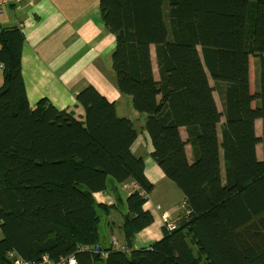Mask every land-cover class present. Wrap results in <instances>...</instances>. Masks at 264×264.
I'll use <instances>...</instances> for the list:
<instances>
[{"label":"trees","instance_id":"obj_1","mask_svg":"<svg viewBox=\"0 0 264 264\" xmlns=\"http://www.w3.org/2000/svg\"><path fill=\"white\" fill-rule=\"evenodd\" d=\"M243 1L241 10L238 0H99L116 88L182 195L174 228L161 224L160 238L137 248L134 235L153 222L143 208L153 184L131 151L135 120L93 85L76 94L80 118L46 96L30 104L23 32L0 25V264H12L8 251L57 264L69 255L76 264H264V0ZM108 179L135 185L115 228L127 252L99 244L96 209L107 206L93 194ZM94 244L104 258L80 248Z\"/></svg>","mask_w":264,"mask_h":264},{"label":"crops","instance_id":"obj_2","mask_svg":"<svg viewBox=\"0 0 264 264\" xmlns=\"http://www.w3.org/2000/svg\"><path fill=\"white\" fill-rule=\"evenodd\" d=\"M98 3L99 0H23L20 11L13 6L5 7L0 17L1 26H19L23 32L20 71L30 104L46 96L55 106L67 108L80 118L84 111L76 102V94L83 86L91 84L105 97L116 101L120 94L110 59L115 40L102 22ZM150 54L154 57L152 45ZM248 62L249 90L253 92L254 59L249 56ZM254 125L256 132L260 133L261 120L256 119ZM139 131L138 134L146 139V146L139 147L137 135L131 151L143 157L144 174L153 184V192L143 205V208L148 205L153 222L134 235V248L148 246L160 238L159 211L169 205V218L173 219L182 209V195L175 185L169 182V194L160 190L167 178L149 155L152 146L146 132ZM256 152L258 157L262 156L260 143ZM129 184V181L119 184L108 179L106 188L93 194L98 203L108 207L104 213L109 217L111 230H116L122 223ZM157 204L161 207L159 211ZM111 216L120 222L114 223ZM110 235L108 231L107 235L103 232L99 237L102 247L109 246Z\"/></svg>","mask_w":264,"mask_h":264},{"label":"rangeland","instance_id":"obj_3","mask_svg":"<svg viewBox=\"0 0 264 264\" xmlns=\"http://www.w3.org/2000/svg\"><path fill=\"white\" fill-rule=\"evenodd\" d=\"M8 6H12V5H7V6H5V7H8ZM238 7L241 9V10H243V8H244V1L243 0H238ZM5 9V8H4ZM3 12H4V10H3ZM3 14V13H2ZM0 25H1V23H0ZM241 35H242V28H239L238 29V31H237V37H238V39H239V41H240V39H241ZM111 59V58H110ZM1 65V64H0ZM1 69V68H0ZM254 73H255V71H254ZM92 85V84H91ZM84 87V86H83ZM254 90V89H253ZM101 93V92H100ZM102 94V93H101ZM103 95V94H102ZM214 97H215V100H216V104H217V106H218V108L220 109V103H219V100L217 99V97L214 95ZM116 103H117V105H118V107H119V109L120 110H126V111H124L125 112V114L128 116V115H130L131 114V117L135 120L134 121V126L137 128V130H140V123L137 121V118H136V114L134 115V114H132V112H131V108L130 107H127V104H126V97L125 96H122V95H119L118 97H117V99H116ZM140 132V131H139ZM138 140H139V142H140V145H139V147H145L146 146V139L144 138V136L141 134V133H139L138 134ZM128 185H126V187H127ZM129 188H130V190H132L133 188H135V185H133L132 184V182H130V184H129ZM160 190H162L163 192H165L166 194H169V180H167V179H164L163 180V186H161L160 187ZM153 192V188H152V190L150 191V194ZM143 196H146L147 198V200L145 201V202H147L148 200H149V194H146V193H143ZM146 208H148V205L146 204ZM157 207H158V211H159V208H161L160 207V205L159 204H157ZM116 209L118 208V206H116L115 207ZM165 208V210H163V211H159L160 212V222H161V224H162V222H164L165 221V218L166 217H163L165 214H167L168 212H170L171 210H169V206H166V207H164ZM108 209V207L107 208H105V209H103L102 207L101 208H97L96 209V211H97V213L99 214V222H98V234H99V237H101L102 236V233L103 232H106V235H107V233H108V231H110V234H112L113 232H112V230L111 229H109V224H108V220H109V217H107L106 216V214L104 213V210L106 211ZM114 212H116V210H113ZM164 212H166V213H164ZM164 213V214H163ZM111 218H112V220H113V222L114 223H119L120 221H117L116 219H114L112 216H111ZM168 218H169V213H168ZM105 220V221H104ZM175 220V218H169V222H172V221H174ZM172 225H173V223H172ZM174 228V227H173ZM140 232V231H139ZM136 233H138V232H136ZM115 234V236H116V238L118 239V240H120L121 242H119V241H117V243L118 244H120V243H123V245H125L124 244V242L122 241V233L120 232V231H117V233H114ZM100 239V238H99ZM154 242V241H153ZM150 245V244H149ZM126 246V245H125ZM46 261H50L49 259H48V257L46 258Z\"/></svg>","mask_w":264,"mask_h":264},{"label":"built area","instance_id":"obj_4","mask_svg":"<svg viewBox=\"0 0 264 264\" xmlns=\"http://www.w3.org/2000/svg\"><path fill=\"white\" fill-rule=\"evenodd\" d=\"M22 1L23 0H0V17L3 13L5 6H7V5H12L16 10L20 11ZM0 68H1V65H0ZM164 213H166V212H164ZM163 217H166V218H165V221L162 222V224L166 225L168 227V229L171 230L173 228L172 222H169L167 220V216H163ZM114 233H117V232L114 231L110 235L109 246H111L112 248H119V249L123 250L124 252H127L128 248L125 245H123V243H120V244L117 243V241H119V242H121V241L116 238ZM80 248L90 250L93 253H98L100 255V257H102V258H104L106 255V251L104 249H102L100 247V245H98V244H94L91 246H82ZM6 256L8 257V259L11 260L12 264H57V263H54L51 261H49V262L46 261L47 256L43 257L41 261H30V260L23 259L13 251H8L6 253ZM58 263L76 264L74 257L71 255L61 258L58 261Z\"/></svg>","mask_w":264,"mask_h":264},{"label":"bare ground","instance_id":"obj_5","mask_svg":"<svg viewBox=\"0 0 264 264\" xmlns=\"http://www.w3.org/2000/svg\"><path fill=\"white\" fill-rule=\"evenodd\" d=\"M159 201L161 202V201H162V199H159ZM164 216H167V214H165Z\"/></svg>","mask_w":264,"mask_h":264},{"label":"clouds","instance_id":"obj_6","mask_svg":"<svg viewBox=\"0 0 264 264\" xmlns=\"http://www.w3.org/2000/svg\"><path fill=\"white\" fill-rule=\"evenodd\" d=\"M114 231L117 232V230H112V232H114Z\"/></svg>","mask_w":264,"mask_h":264}]
</instances>
